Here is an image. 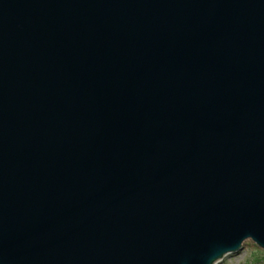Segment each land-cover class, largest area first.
Listing matches in <instances>:
<instances>
[{"label":"water","instance_id":"obj_1","mask_svg":"<svg viewBox=\"0 0 264 264\" xmlns=\"http://www.w3.org/2000/svg\"><path fill=\"white\" fill-rule=\"evenodd\" d=\"M264 249V0H0V264H215Z\"/></svg>","mask_w":264,"mask_h":264},{"label":"rangeland","instance_id":"obj_2","mask_svg":"<svg viewBox=\"0 0 264 264\" xmlns=\"http://www.w3.org/2000/svg\"><path fill=\"white\" fill-rule=\"evenodd\" d=\"M216 264H264V249L247 239L237 252L227 254Z\"/></svg>","mask_w":264,"mask_h":264}]
</instances>
